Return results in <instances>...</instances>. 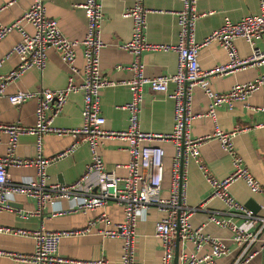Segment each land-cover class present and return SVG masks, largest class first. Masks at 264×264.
<instances>
[{
    "label": "built area",
    "instance_id": "built-area-1",
    "mask_svg": "<svg viewBox=\"0 0 264 264\" xmlns=\"http://www.w3.org/2000/svg\"><path fill=\"white\" fill-rule=\"evenodd\" d=\"M257 1V12L247 14L232 21L224 18L201 41L194 38L195 21L199 14L195 11L197 0H179L180 8L174 16L177 25L176 42L151 43L145 39L146 14L148 10L143 0H132L121 16L130 20V34L126 41L117 47L131 55V62L124 67L131 76L121 82L129 91V100L120 107L126 111V126L120 130H105L104 118L100 114L99 95L104 87L115 83L103 76L99 69V55L103 47L100 37L102 12L100 0H81L77 4L85 19V30L81 39H68L60 31L57 21L46 15L43 0H31L18 18L8 24L0 22V39L12 30L19 33L7 53L0 58V65L10 54H15L18 62L10 70L0 73V97L5 96L10 105L18 106L33 99L35 101L34 122L24 126L18 122L0 123V134L7 137L5 152L0 156V211H13L9 198L14 195L32 197L36 207L49 206V217L67 213H86L113 203L121 209V219L111 222L101 212L88 220L81 228L46 230L41 225L36 229H22L0 225V234L30 238L32 250L28 254L0 250V255L30 264H107L104 257L78 260L58 254V243L62 238L86 235L95 232L102 238L120 241L119 264H135V226L139 216L149 207L155 208L160 216L153 226V235L159 241L161 252L159 264H173V252L177 240L175 264H214V259L227 254V247L217 237L205 234L202 226L192 227L189 217L194 211L203 208L204 201L196 206L185 202L187 164L194 161L203 179L209 186L207 199L217 198L225 207L230 218L218 217L217 211L209 210L207 221L230 232L231 242L239 248L233 264H245L255 255L264 264V212L257 215L237 201L228 191V186L241 180L251 194L264 197V184L255 180L233 144V136L246 127L235 126L229 131L217 127L215 108L224 106L230 110L235 102H246L256 90H264V0ZM210 12H207V14ZM24 25L32 29L28 33ZM242 39L250 49L249 55L240 58L234 41ZM260 40L262 47H255L253 40ZM210 42L217 43L225 52L227 61L208 69L200 67L197 51ZM56 50L59 59L67 69L66 83L62 88H40L34 91L17 90L4 95L5 86L17 80L29 69L41 70L46 49ZM82 56V66L75 64L76 50ZM146 51H173L176 53L175 72L168 75L147 77L143 73L140 56ZM247 65L263 67L252 80L235 83L223 92L209 87V78L225 75ZM117 68H122L117 66ZM77 79V81H76ZM173 89L167 92V83ZM150 91L166 94L172 100V127L168 133L143 132L139 128V110L142 100V87ZM194 87L202 90L208 100L204 116L213 123L212 132L192 137L190 124L195 117L191 113ZM81 95V125L73 128H59L51 124L70 93ZM257 110L264 111L263 108ZM259 126V125H258ZM20 134L35 137L36 155L32 159H19L14 155L17 138ZM45 134L70 136L72 143L51 157L41 155V137ZM105 139L123 141L127 154L124 164L106 168L100 155V147ZM216 140L220 149L228 156L231 170L222 179L211 175L199 158L200 146ZM168 142L173 148L169 165V182L166 195H161L163 175V149L150 142ZM79 144L88 150V161L81 174L70 183H49L45 168L50 163L71 154ZM24 166L35 169V178L19 183L10 180L6 167ZM124 168V175H117L115 169ZM61 202L66 204L58 205ZM264 211V210H263ZM37 211L16 212L20 218ZM232 218L239 220L232 221ZM259 241L257 248L248 251L250 245ZM184 243L191 250L179 248ZM205 248L206 250L199 254Z\"/></svg>",
    "mask_w": 264,
    "mask_h": 264
},
{
    "label": "crops",
    "instance_id": "crops-1",
    "mask_svg": "<svg viewBox=\"0 0 264 264\" xmlns=\"http://www.w3.org/2000/svg\"><path fill=\"white\" fill-rule=\"evenodd\" d=\"M31 0H0V22L8 24L19 17L28 7ZM81 0H43L46 15L57 21L61 33L68 39H81L85 30V19L82 10L77 7ZM132 0H100L102 21L100 37L103 47L99 55V69L103 76L115 83L100 90L99 109L104 118L102 125L105 130H120L126 126V111L120 106L129 100L128 89L121 84L127 80L131 73L125 69L131 62V55L117 44L126 41L130 34V20L121 16L122 11L131 4ZM146 14L145 39L151 43L176 42L177 25L174 13L180 8L179 0H143ZM195 11L199 14L195 21L194 38L201 41L214 28L219 26L224 18L235 21L240 17L257 12L256 0H197ZM207 12H210L207 14ZM24 29L30 33L29 25ZM19 33L10 31L0 39V58L9 51L18 41ZM237 55L245 58L249 55V46L242 40L234 41ZM255 47H262L260 40L254 39ZM46 59L41 70L29 69L17 80L8 83L4 88V95L17 90L34 91L40 88L59 89L66 83L67 69L59 59L53 48L45 51ZM199 65L203 69L224 64L227 61L224 50L215 42L201 46L197 51ZM143 63V73L147 77L168 75L175 72L176 53L173 51H146L140 56ZM18 62L15 54L0 65V73L13 68ZM75 64L82 66V56L76 50ZM121 66L122 68H117ZM263 67L247 65L225 75L210 77L209 87L213 91L223 92L235 83L252 80ZM77 81V79H76ZM173 89L172 83H167V92ZM208 100L202 90L194 87L192 92L191 113L195 115L190 124V135L198 137L212 132L211 119L204 116ZM172 100L164 93L150 91L146 85L142 87V100L139 110V128L143 132L168 133L172 127ZM35 101L27 100L18 106L8 103L5 96L0 97V123L18 122L29 126L34 122ZM81 95L78 92L68 94L61 111L53 117L51 124L59 128H73L81 125ZM264 90L253 92L246 102H235L228 110L224 106L215 108L217 127L229 131L235 126L246 127L233 136L236 152L241 157L244 166L251 176L260 184H264ZM259 125V126H258ZM7 137L0 134V156L5 152ZM70 136H56L45 134L41 137L40 151L43 157H51L62 151L72 143ZM151 145H159L163 149V175L161 182V195H166L169 182V165L173 148L168 142L152 141ZM123 141L118 139H105L100 147V155L106 168L115 164H124L127 154L123 149ZM14 155L19 159H32L36 155L35 137L29 134H20ZM199 158L208 168L211 175L217 179L224 178L231 170L228 156L220 149L216 140H209L199 148ZM88 161V150L84 144H79L75 150L58 159L45 168L47 182L66 184L76 179ZM10 180L25 183L35 178V169L24 166H7ZM117 175H124V168L115 169ZM209 186L203 179L194 161L187 164V183L185 202L188 206H196L204 201L203 208L194 211L189 217L192 227L202 226L205 234L219 238L227 247V254L214 259V264H233L239 248L230 240V232L226 228L207 221L209 210L217 211L218 217L230 218L225 212V207L217 198L207 199ZM229 193L239 202L244 204L247 199L254 201L257 215H262L264 210V197L251 194L241 180H236L228 186ZM9 205L13 211H0V225L36 229L40 225L46 230H65L81 228L86 222L101 212H104L111 222L121 219V209L113 203L101 209L86 213H67L49 217L51 207H36L34 198L14 195L9 198ZM66 204L61 202L58 205ZM37 211L26 218H20L18 212ZM159 212L149 207L143 212L135 226V264H159L161 247L153 235V226L159 218ZM232 221L239 220L232 218ZM259 241H255L248 251L257 248ZM179 248L191 250L189 243H184ZM0 250L13 253L28 254L32 250L30 238L0 234ZM58 254L69 259L86 260L104 257L107 264H119L120 241L118 239L102 238L95 232L86 235L62 238L58 243ZM203 248L199 254L204 252ZM0 264H30L11 259L7 255H0ZM245 264H260V258L255 255Z\"/></svg>",
    "mask_w": 264,
    "mask_h": 264
},
{
    "label": "water",
    "instance_id": "water-1",
    "mask_svg": "<svg viewBox=\"0 0 264 264\" xmlns=\"http://www.w3.org/2000/svg\"><path fill=\"white\" fill-rule=\"evenodd\" d=\"M244 206L247 208V209H250L252 212H254L256 210L255 208V205H254V201L249 198L247 199V201L244 203ZM176 256H177V240L175 241V248H174V252H173V264L176 263Z\"/></svg>",
    "mask_w": 264,
    "mask_h": 264
}]
</instances>
